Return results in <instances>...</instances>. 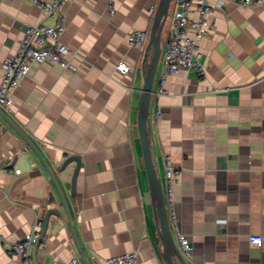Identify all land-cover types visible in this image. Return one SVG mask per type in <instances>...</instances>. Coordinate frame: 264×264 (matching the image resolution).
I'll list each match as a JSON object with an SVG mask.
<instances>
[{
    "label": "crops",
    "instance_id": "1",
    "mask_svg": "<svg viewBox=\"0 0 264 264\" xmlns=\"http://www.w3.org/2000/svg\"><path fill=\"white\" fill-rule=\"evenodd\" d=\"M39 1L50 0H0V80L2 61L17 51L27 28L53 25L60 16V40L74 51L69 60L75 69L34 64L11 103L0 107L54 169L67 155L81 157L76 195L70 191L75 162L58 176L91 264L128 251H137V264H166L137 126L159 0H65L55 13ZM200 1L191 0L192 17ZM223 1L224 7H213L211 28L199 43L205 76L183 69L161 81L158 65L150 142L164 194L168 159L173 167L175 218L167 210L185 263L264 264V247L249 241L250 234L264 233V2ZM174 8L172 0L170 14ZM134 29L146 31L143 45L128 41ZM120 61L130 65L128 72L116 68ZM0 161L13 164L0 166V264H22L4 243L41 230L49 207L61 214L49 217L38 264H70L73 258L84 264L45 168L1 117ZM50 192L56 196L51 203ZM181 235L189 240V253Z\"/></svg>",
    "mask_w": 264,
    "mask_h": 264
},
{
    "label": "built area",
    "instance_id": "2",
    "mask_svg": "<svg viewBox=\"0 0 264 264\" xmlns=\"http://www.w3.org/2000/svg\"><path fill=\"white\" fill-rule=\"evenodd\" d=\"M65 0L39 1V5L47 12L55 13ZM240 6L260 5L264 0H230ZM224 1L218 0L212 4L208 1H200L196 8V17L191 16V0H175V8L168 15V32L163 44L159 61L161 81L169 75L180 70H194L199 76H205L206 65L202 60L200 39L206 35L211 22L209 15L214 6L224 7ZM167 18V20H168ZM166 20V22H167ZM65 30L63 18L60 16L53 25L39 23L30 25L21 37L17 51L2 61V77L0 80V106H8L12 101L13 92L22 78L27 76L34 64L54 63L63 68L75 69V65L69 60L74 56V51L60 40ZM128 41L135 45H143L147 40L145 30L134 29L127 34ZM116 68L122 73L130 70L126 61L117 63ZM166 206L172 211L175 218L173 180L174 171L169 159L166 161ZM39 225L41 222L38 223ZM40 237V229L27 232L17 242L5 244L9 255L20 257L22 264H32L30 250ZM182 249L190 252L189 240L185 236H179ZM253 245L264 247V233H253L249 236ZM78 259L73 258L70 264H78ZM137 251H128L112 255L103 260L102 264H137Z\"/></svg>",
    "mask_w": 264,
    "mask_h": 264
},
{
    "label": "water",
    "instance_id": "3",
    "mask_svg": "<svg viewBox=\"0 0 264 264\" xmlns=\"http://www.w3.org/2000/svg\"><path fill=\"white\" fill-rule=\"evenodd\" d=\"M171 1L172 0H159L157 8L154 13L152 25L149 32L148 45H147V47L152 46L153 50L147 69L143 76V86L141 88L139 103H138L137 126H138L139 138L143 152L144 163L147 172L151 200L154 207V215L159 227V238L162 243V257L166 264H176L173 257L174 255L177 256L183 262V264H186L172 235L170 221L168 217V210L165 201V194L162 186L161 177L158 171L157 161L152 150L149 128H148L151 94L153 91V84L163 48L162 32L166 20L168 18V15L170 13ZM0 117L21 137V139H23V141L28 145V147L32 150V152L42 163L43 167L45 168L48 176L50 177L54 185L55 193L59 198L60 204L64 209L77 248L79 250L81 259L84 262V264H91L81 246L75 228V224L73 221L68 198L64 191L62 181L58 176V174L62 175L67 170L70 163L75 162V167L72 171L71 180H70V191L72 195H76L77 193L76 182L81 167V157L76 154L67 155L64 161L61 163L58 170H56L50 165V163L47 161L43 153L38 149L36 144L30 139V137L18 125H16L12 121V119L6 114V112L1 107H0ZM12 165L13 164H5L3 161H0L1 167L10 168ZM55 193L50 192L48 197V201L50 203L55 200L56 197ZM60 214H61L60 209L56 207H49L46 210L43 217L42 227L40 230V237L38 241L35 243L32 251L33 264H38L36 260V250L44 237L48 225L49 217L51 215H55L58 217L60 216Z\"/></svg>",
    "mask_w": 264,
    "mask_h": 264
}]
</instances>
